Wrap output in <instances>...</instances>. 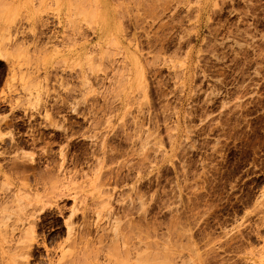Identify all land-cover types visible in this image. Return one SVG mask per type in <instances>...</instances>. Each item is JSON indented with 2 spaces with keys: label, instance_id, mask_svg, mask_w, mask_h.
<instances>
[{
  "label": "rangeland",
  "instance_id": "rangeland-1",
  "mask_svg": "<svg viewBox=\"0 0 264 264\" xmlns=\"http://www.w3.org/2000/svg\"><path fill=\"white\" fill-rule=\"evenodd\" d=\"M200 3L0 0V264H264V0H209L186 95Z\"/></svg>",
  "mask_w": 264,
  "mask_h": 264
},
{
  "label": "bare ground",
  "instance_id": "bare-ground-1",
  "mask_svg": "<svg viewBox=\"0 0 264 264\" xmlns=\"http://www.w3.org/2000/svg\"><path fill=\"white\" fill-rule=\"evenodd\" d=\"M46 1V0H45ZM52 1V0H51ZM82 1V0H81ZM43 2V1H42ZM41 2V3H42ZM88 2H89V0H88ZM93 2H94V0H93ZM208 3H209V0H201V3H200V5H198L197 6V8L195 9L196 10V14H195V16H193L194 18H192L191 16H190V19L192 18V20L193 21H195L196 23H197V28H196V30L193 32V33H191L187 28H186V26H183L182 28H184L185 27V29L183 30V31H181V33H180V35L178 36L179 37V43L180 42H182V41H188V46H189V49L186 51V53L184 52V56H183V58H181V59H178V58H180L178 55L180 54H178V52H176V51H178V48H179V46H178V48H177V50H175L174 51V53H171V54H173V55H171L170 54V56H165L164 54H163V56H162V53H163V50L161 51V50H159V54H158V52L156 53V55H155V59H159L163 64H167L170 68H171V70L172 69H175V71H172L173 73H177V75H174L176 78H178V81H177V83H178V87H180V90H181V92L182 93H184V94H186V95H188V94H190V92L192 91V88H193V80H194V77H195V75H194V73H193V71H192V65H193V61L194 60H196V58H197V60H198V57H199V54H196V57H195V52H196V47H197V44L196 43H193V44H191V37H192V34H194V36H195V39L196 40H199V38H200V35H201V32H200V26H201V22H202V15H203V12H205L206 10H207V7H208ZM210 4V3H209ZM48 7V6H47ZM213 9V8H212ZM2 11V10H1ZM4 11V10H3ZM213 11V10H212ZM90 12V11H89ZM210 12H211V10H210ZM91 13V12H90ZM93 13V12H92ZM3 14V13H2ZM1 14V12H0V15H2ZM95 14V13H94ZM94 14H91V15H94ZM90 15V16H91ZM208 15V14H207ZM209 16V15H208ZM78 17V16H77ZM90 18V17H89ZM93 18V17H92ZM92 18H91V21H92ZM210 18V17H209ZM188 19H189V17H188ZM187 19V20H188ZM1 21V20H0ZM179 22L180 23H182V21H180L179 20ZM178 22V23H179ZM187 22H189V20L187 21ZM183 23H184V21H183ZM194 23V22H193ZM191 24V23H190ZM208 24V23H207ZM195 25V24H194ZM181 27V26H180ZM194 27V26H193ZM177 28V27H176ZM181 44V43H180ZM191 44V45H190ZM2 45V44H1ZM3 48V47H2ZM188 48V47H187ZM200 48V47H199ZM180 49H181V47H180ZM179 49V50H180ZM165 50V49H164ZM166 51V50H165ZM200 51H201V49H200ZM168 53V52H167ZM167 53H165V54H167ZM158 54V55H157ZM0 55H2L1 53H0ZM168 55V54H167ZM181 55V54H180ZM200 55H202V54H200ZM162 56V57H161ZM159 61V62H160ZM178 117V116H177ZM3 216V215H2ZM6 217V216H5ZM4 217V218H5ZM6 218H8V217H6ZM3 219V218H2ZM4 220V219H3ZM143 258H145V257H143ZM142 258V259H143ZM141 259V260H142ZM153 260V259H152ZM147 258L145 259V260H143V261H141L142 263L141 264H147ZM120 262H122V261H120ZM119 262V264H124V263H120ZM158 263V262H157ZM115 264H117L116 262H115Z\"/></svg>",
  "mask_w": 264,
  "mask_h": 264
}]
</instances>
